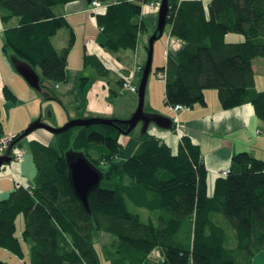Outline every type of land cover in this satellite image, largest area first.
I'll return each instance as SVG.
<instances>
[{
  "label": "trees",
  "instance_id": "1",
  "mask_svg": "<svg viewBox=\"0 0 264 264\" xmlns=\"http://www.w3.org/2000/svg\"><path fill=\"white\" fill-rule=\"evenodd\" d=\"M74 1L78 0H0L3 52L11 51L13 60L39 69L43 79L66 83L75 34L54 8ZM153 1L113 0L103 10L92 11L99 45L113 51L136 50L139 35L147 30L144 21H136L139 2ZM168 6L165 26L184 45L176 59L166 58L156 69L164 80L165 105H205L204 91L216 90L223 110L248 103L264 121V89H256L252 68L255 58L264 59V0H210L206 5L201 0H168ZM14 18L16 25L9 26ZM63 28L69 29L68 40L56 50L51 38ZM230 34L243 39L227 41ZM83 62L99 77L109 73L94 54L84 53ZM89 81L81 78L83 91ZM124 82L128 80L121 78L117 85L122 88ZM2 93L6 100H15L6 85ZM126 129L122 121L71 128L56 135L59 152L29 140L34 184L16 187L0 200V249L23 256L14 235L21 214L22 239L32 243L28 264H156L154 251L158 264H251L264 250V160L248 152L233 155L227 174L215 180L208 194L200 148L187 136L179 137L173 151L148 131L139 133L133 153L116 165L122 148L119 137ZM21 133L9 139L12 158L20 148ZM68 150L84 153L103 173L88 196L89 211L69 184L64 157ZM219 217L233 231L231 247ZM101 234L111 240L99 246Z\"/></svg>",
  "mask_w": 264,
  "mask_h": 264
},
{
  "label": "rangeland",
  "instance_id": "2",
  "mask_svg": "<svg viewBox=\"0 0 264 264\" xmlns=\"http://www.w3.org/2000/svg\"><path fill=\"white\" fill-rule=\"evenodd\" d=\"M112 0H103L102 7L99 10H103ZM160 0H154L153 3H140L142 8V14H144L147 23L153 25L156 28L157 14ZM97 10V11H99ZM94 20V16L92 15ZM17 19H12L9 26L16 25ZM79 21H82V19ZM84 23V21H82ZM86 26H78L76 34L79 36L76 43H74L67 59L66 73L68 80L66 83L54 84L47 79L41 78L39 69H35L36 73L40 76L42 87L41 90H35L31 88L24 78L18 74L12 64L13 53L8 51L7 53L2 50V37L0 32V74L2 75L5 84L8 85L10 91L15 96V100H6L0 98V121L3 126V134L0 135V143L8 137L7 135L12 129H22L21 133L25 130L30 123L40 119L44 124L52 127H62L67 121L75 119L79 115L89 116L88 118H94L101 112H109L115 114L112 118L120 121H125L128 118V113L131 114L136 110L138 97L137 92H131L128 89H123L117 85V81L121 78L128 80V84L138 87L140 76L136 73V66H134V52L133 50L119 49L116 51L103 48L99 45L98 34L99 28L95 23V29L89 26V30L85 31ZM65 28H63L64 31ZM62 30V29H61ZM66 30V29H65ZM95 31L94 33H92ZM151 31V28H150ZM62 32V31H61ZM91 35V39L86 41L81 39V35ZM61 34V33H59ZM61 36V35H57ZM167 36V27L164 29L163 36H161L153 44V55L151 71L147 79L143 111L145 113H154L153 110L159 111V109L165 108L164 105V80L162 74L157 73L156 69L162 67L166 63V52L164 42ZM173 37V36H172ZM175 38V37H174ZM227 41H241L243 37L240 34H230L227 36ZM176 40H180L176 38ZM58 38L54 39V43L57 46ZM86 45V46H85ZM163 47H160V46ZM163 48V49H162ZM145 55L142 66L145 63L147 52L142 49ZM84 53L95 54L109 69V73L105 77H99L96 71L88 65H84L83 55ZM177 57V53L175 58ZM254 66V77L256 88L258 90L264 89V59L257 57L252 61ZM87 77L90 81L87 83L85 91L80 87L81 78ZM45 91H48L53 99H47ZM112 91H116L118 94L115 96ZM216 92V90H214ZM217 98V92H216ZM218 101V98H217ZM219 102V101H218ZM151 111V112H150ZM140 128L137 126L130 134L121 135L119 137L122 143L117 158L114 160L116 165H121L135 150L139 141L138 135ZM45 134V136H39ZM39 139L46 143L51 148L59 152L58 142L56 135L44 130L37 129L28 136L24 137L20 141V148L15 150L17 154L22 155L24 163V173L29 179V186L34 184L36 175L35 165L33 163L32 155L29 147V140ZM7 151L1 152L6 154ZM93 157L96 156L94 152L91 153ZM17 163L21 161L15 160ZM12 162V161H11ZM10 162V163H11ZM9 164V163H8ZM12 164V163H11ZM9 166V165H5ZM11 166V165H10ZM4 168V167H3ZM8 168V167H6ZM220 218L221 226L224 228L227 235L226 245L231 247L235 244V238L233 231L229 223L222 217ZM15 237L19 239L21 244L23 256L19 258L14 253L7 249H0V262L4 264H28L29 262V247L32 244L30 240H23L21 233L23 229V217L19 214L15 222ZM111 240L110 236L101 234L98 237V245L107 244ZM153 261L159 262V255L156 251L152 253ZM251 264H264V250L260 251L251 259Z\"/></svg>",
  "mask_w": 264,
  "mask_h": 264
},
{
  "label": "crops",
  "instance_id": "3",
  "mask_svg": "<svg viewBox=\"0 0 264 264\" xmlns=\"http://www.w3.org/2000/svg\"><path fill=\"white\" fill-rule=\"evenodd\" d=\"M201 1L206 5L210 0ZM89 8L90 5L86 0H78L54 8V13L56 15L63 16L67 19L75 34V43L79 38L76 34L78 26H86L87 28H85L84 32L89 30V26H92L93 30L95 29L96 19L92 14V10ZM92 15L94 16V20ZM79 19H82L84 23L79 21ZM141 20L145 22L147 30L139 35L138 45L136 50L133 51L136 73H138L139 68L142 67L145 58L142 49L144 48L147 52L146 47L148 45V39L155 30L153 25L149 24V22L147 23L142 13L136 21ZM166 27L167 26H165V28ZM4 28L5 25L0 22V32L2 34ZM65 29L64 31L63 29L59 30L56 35L51 38V42L56 50H60L67 43L69 29ZM94 32L95 31L92 33ZM90 36L91 35L85 33V35H81V39L88 41L91 39ZM56 38H58L57 46L59 47H56L54 43V39ZM183 45L184 43L181 40H176V38L170 36L169 27H167V36L164 42L165 50L163 51L165 53L167 50L165 53L166 58H175L176 53H178ZM160 47L163 46L161 45ZM252 68L254 71L255 68L253 65ZM5 85V81L0 74V98H3L2 89ZM6 86L8 87V85ZM204 99L205 105H195L192 108H185L178 112H174L172 107L166 106L164 103L165 108L159 109V111L153 110V112L170 117L174 122L173 129L163 130L154 125H150L147 131L165 142L173 151L177 149L180 136H187L192 143L198 145L207 169L208 194H211L215 180L220 176L221 171L228 169L233 155L239 152H248L253 157L264 160V121L256 117L252 105L248 103L229 110H223L217 101L216 92L214 90H205ZM131 112L132 111L128 113V117L131 115ZM83 117L88 118L89 116L85 115ZM94 117L117 118L115 114L109 112H101ZM20 130L22 129H12V131L3 137L10 138L18 134ZM39 136H45V134H40L38 137ZM11 161L12 164H5L9 166L3 165L0 168V200L5 199L9 193L16 188L17 183L22 186H29V179L25 175L23 167L24 163H26L25 160H21L20 163H17L13 159Z\"/></svg>",
  "mask_w": 264,
  "mask_h": 264
},
{
  "label": "water",
  "instance_id": "4",
  "mask_svg": "<svg viewBox=\"0 0 264 264\" xmlns=\"http://www.w3.org/2000/svg\"><path fill=\"white\" fill-rule=\"evenodd\" d=\"M86 1L91 2V0ZM168 10V0H160L157 14V25L148 39L147 56L145 63L142 66L141 76L137 87V107L127 120L122 121L127 126L126 131L122 133L123 135L130 134L137 126L140 128V133L146 132L150 125H154L163 130H170L174 126V122L170 117L156 113H145L143 111L145 89L151 71L153 44L163 35ZM12 64L18 74L24 78L31 88L41 90L40 76L30 65L20 59H12ZM116 121L120 120L101 117H76L75 119L67 121L62 127L52 128L38 119L30 123L29 126L23 130L18 139H23L37 129H44L54 135H59L71 128L85 127L92 124L114 126ZM10 149L11 148L7 150L6 154L0 155V168L11 162L12 157L9 155ZM64 157L67 164V177L69 184L84 208L89 211L88 196L90 192L99 185L103 173L82 152L68 150L65 152ZM0 264L4 263L0 262Z\"/></svg>",
  "mask_w": 264,
  "mask_h": 264
},
{
  "label": "built area",
  "instance_id": "5",
  "mask_svg": "<svg viewBox=\"0 0 264 264\" xmlns=\"http://www.w3.org/2000/svg\"><path fill=\"white\" fill-rule=\"evenodd\" d=\"M101 7H102L101 3L99 1L94 0V1H91L90 8L89 9L92 10V11H97ZM122 88L123 89H128L131 92H136L137 91V88L135 86L130 85L127 82H124L123 83ZM172 109L174 110V112H178V111L183 110V107L180 106V105H175ZM9 139L10 138H6L4 141H2L0 143V152L7 151ZM12 159H15L17 161L19 159L21 161L22 160V155L21 154H17V152L14 151V154H13V158ZM227 172H228V169L221 171L220 172V176H225L227 174ZM20 186H22V185L19 184V183L16 184V187H20Z\"/></svg>",
  "mask_w": 264,
  "mask_h": 264
}]
</instances>
